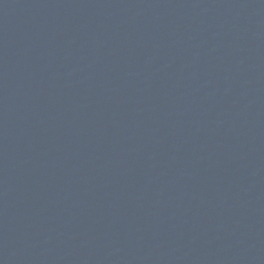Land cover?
Wrapping results in <instances>:
<instances>
[{"label":"water","instance_id":"1","mask_svg":"<svg viewBox=\"0 0 264 264\" xmlns=\"http://www.w3.org/2000/svg\"><path fill=\"white\" fill-rule=\"evenodd\" d=\"M0 264H264V0H0Z\"/></svg>","mask_w":264,"mask_h":264}]
</instances>
